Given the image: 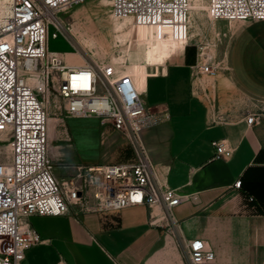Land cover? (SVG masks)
Here are the masks:
<instances>
[{
    "label": "built area",
    "instance_id": "1",
    "mask_svg": "<svg viewBox=\"0 0 264 264\" xmlns=\"http://www.w3.org/2000/svg\"><path fill=\"white\" fill-rule=\"evenodd\" d=\"M4 1L6 13L0 18V264H20L25 251L41 242L28 222L33 215L67 214L70 207L77 215L146 205L161 206L174 222L172 209L193 194L180 193L160 181L140 140L142 130L168 119L167 109L148 105L133 78L117 74L112 63L72 65L49 49V36L57 38L64 28L59 14L86 0ZM205 3L208 17L214 20H264V0ZM190 4L191 0H110V12L115 19L131 18L133 26L164 28L188 39ZM189 68L195 90L204 92L201 77L215 78L220 63L200 51ZM51 90L60 96L64 116L96 117L126 135L134 159L78 165L74 175L59 180L49 155ZM203 95L209 101L210 122L224 121L208 95ZM259 115L257 111L246 114V124L257 123ZM211 144L212 158H229L233 153L224 139ZM240 184L238 179L233 186ZM184 260L185 264H213L215 254L205 240L194 238Z\"/></svg>",
    "mask_w": 264,
    "mask_h": 264
},
{
    "label": "crops",
    "instance_id": "2",
    "mask_svg": "<svg viewBox=\"0 0 264 264\" xmlns=\"http://www.w3.org/2000/svg\"><path fill=\"white\" fill-rule=\"evenodd\" d=\"M226 28L228 74L248 100L239 108L235 101H218L216 111L224 121L210 122L203 100L207 90H195L188 49L177 61L167 63L179 53L164 63H146L137 76L143 94L152 80L161 96L155 105L168 111V119L142 130L140 140L160 181L193 194L172 209L175 221L161 206L146 205L77 215L70 207L67 214L33 215L28 222L41 242L25 251L20 264H185L186 247L194 238L214 251L213 264H264V20L232 21ZM62 55L72 65L80 63L73 52ZM254 111L260 113L258 122L248 126L245 116ZM99 121L105 127L101 144L108 136L124 135ZM216 139L233 149L229 158H212ZM112 149L110 158L96 162L134 159L126 136ZM78 165L64 175L54 167L53 172L62 180ZM238 179L239 188L233 186Z\"/></svg>",
    "mask_w": 264,
    "mask_h": 264
},
{
    "label": "rangeland",
    "instance_id": "3",
    "mask_svg": "<svg viewBox=\"0 0 264 264\" xmlns=\"http://www.w3.org/2000/svg\"><path fill=\"white\" fill-rule=\"evenodd\" d=\"M205 5V0H199L198 9L193 14L190 13V36L186 39L183 51L174 55V60L167 63L177 61L185 48L192 57V64L200 51L208 52L209 56L220 63V70L216 78L207 75L201 77L206 94L214 107L218 101L221 104H234L232 102L235 101V108H239L248 97L234 84L227 70L229 39L226 36V27L230 22L208 17ZM59 18L65 28L57 38L49 36V49L61 55L66 51L73 52L79 60L82 58L81 64L90 62L98 65H121L128 57L138 62L141 69L145 66L146 62L142 57L144 39L139 36L138 31L132 30L131 19L112 18L110 0H86L68 7L59 14ZM122 21L125 25L117 29ZM63 58L66 60L64 56ZM154 87L151 80L149 90L143 94V99L150 106H154L161 99ZM101 88L98 85L97 91L100 92ZM203 100L209 106L208 99ZM47 113L49 155L54 170L62 175L75 164H100L96 161L110 158L114 154L112 146L126 136L118 134V139L114 140V136H108L102 145L101 134L105 127L100 124L99 118L64 116L62 100L55 90L50 92Z\"/></svg>",
    "mask_w": 264,
    "mask_h": 264
},
{
    "label": "bare ground",
    "instance_id": "4",
    "mask_svg": "<svg viewBox=\"0 0 264 264\" xmlns=\"http://www.w3.org/2000/svg\"><path fill=\"white\" fill-rule=\"evenodd\" d=\"M198 6H199V0H191L190 13L193 14V11L197 10ZM5 11H6L5 1L0 0V18L5 15L6 13ZM112 18L115 19L113 16ZM124 18H129V17H124ZM124 21H122V23L117 25V29H120L125 25ZM62 24L64 26L63 22ZM132 30L138 31L139 32L138 34H140L139 36L144 39L142 57L144 58L146 63H157V64L164 63L173 54L182 52L186 43V39H181L179 37H176L173 32L164 28H153V27H145V26L136 27L132 25ZM80 64L81 63H79L78 65ZM82 64H84V62ZM112 64L115 66L117 74L130 75L135 81L137 87L140 90L144 89V83L138 81V77H137L142 75V71H143V68L141 69L138 66V62H136L134 59L130 60L127 57V61L121 65H116L114 63Z\"/></svg>",
    "mask_w": 264,
    "mask_h": 264
},
{
    "label": "snow or ice",
    "instance_id": "5",
    "mask_svg": "<svg viewBox=\"0 0 264 264\" xmlns=\"http://www.w3.org/2000/svg\"><path fill=\"white\" fill-rule=\"evenodd\" d=\"M197 246H199V245H197Z\"/></svg>",
    "mask_w": 264,
    "mask_h": 264
}]
</instances>
